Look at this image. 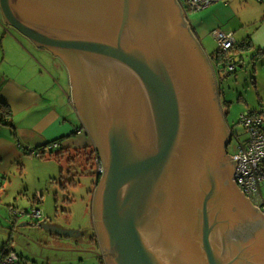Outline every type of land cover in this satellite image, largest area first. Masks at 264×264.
Instances as JSON below:
<instances>
[{"label":"water","instance_id":"1","mask_svg":"<svg viewBox=\"0 0 264 264\" xmlns=\"http://www.w3.org/2000/svg\"><path fill=\"white\" fill-rule=\"evenodd\" d=\"M0 8L68 67L73 102L103 154L92 211L106 264H264V213L234 179L219 73L177 0Z\"/></svg>","mask_w":264,"mask_h":264},{"label":"crops","instance_id":"2","mask_svg":"<svg viewBox=\"0 0 264 264\" xmlns=\"http://www.w3.org/2000/svg\"><path fill=\"white\" fill-rule=\"evenodd\" d=\"M184 19L188 22L190 30L211 61L212 54L219 48L217 44L214 49L218 43L215 31L221 30L227 34H233L235 39L233 55L243 53L251 56L258 61V64H262L264 71V0H220L200 11L184 12ZM12 28L7 25L0 8V36L1 32H4L0 39V102L11 107L13 112L11 121L16 129V136H13L16 144L10 142L6 148L8 152L4 156L15 154L18 149L23 154H26L27 151L29 153L30 151H39L37 148L44 150L45 157L40 158L56 160L61 165V171L63 165V173L68 169L69 177H71L61 181L64 189L62 192L63 201L76 202V196L72 198L70 195V187H79L78 176L86 175L89 172L97 180V174L91 170V166L85 168L80 157H74L75 155L81 156L84 151L91 150L90 146L94 143L83 127V121L73 102L70 72L63 60L62 63L56 59H59L57 55L48 49L35 45L25 37H19L12 31ZM242 46L246 47L245 50H240ZM211 51L213 52L209 54ZM49 56L50 58H48ZM217 68L221 76L229 73L223 66H217ZM259 74V69H257V78L254 80V84L259 92L262 107L264 105V89H261ZM0 126L10 128L8 131L12 135V127L3 124ZM80 128L82 129L78 131ZM57 140L60 148L48 147L53 144L51 142ZM57 150L61 152L59 156L56 155ZM65 162H67V167ZM96 167L97 165L95 169ZM65 180L69 183L65 184ZM96 180L89 190L91 199H93L96 188ZM1 191L0 189V193ZM59 197L60 194L57 195V200ZM262 197L264 199L263 194ZM38 201L40 200L38 199ZM63 212H66L67 215L64 217L65 220L70 223L73 212L71 206H64ZM27 220V218L23 219V221ZM92 220V233H90L92 235H90L88 244L70 239L80 237L84 232L79 236L65 237L56 236L54 235L56 233L45 230L43 234L45 241L47 245L52 247L48 249L46 261L43 263L32 259L15 246L12 248L21 255L20 264H86L85 254H88L93 260L97 251H100L99 259L103 261L100 245L98 247L92 241L93 233H96L93 211ZM46 223L55 222L47 220ZM25 224L28 225V222ZM63 227L77 229L78 226L63 225ZM7 242H4L0 249L5 247ZM76 254H82V256L78 259L75 258ZM96 259L98 260V258ZM101 260L99 264H101Z\"/></svg>","mask_w":264,"mask_h":264},{"label":"rangeland","instance_id":"3","mask_svg":"<svg viewBox=\"0 0 264 264\" xmlns=\"http://www.w3.org/2000/svg\"><path fill=\"white\" fill-rule=\"evenodd\" d=\"M12 31L19 35V37H25L14 28H12ZM3 33L2 31L0 39ZM217 44L214 49L217 47ZM212 52H209V54ZM232 56L233 62L237 64L236 69L225 76L217 74L218 77L215 78L217 90L219 88L220 100L225 110L227 108L226 111H228L227 123L233 135L232 142L229 145L230 155L237 153L240 142L246 141L248 138L244 125L239 122L241 115L248 111H258L264 106L261 107L260 105L261 98H259V92L254 84V80L257 78L256 71L259 69V82L261 89H264V71L261 66L262 64H258V61L243 53L232 54ZM56 59L63 63L61 58ZM213 65L215 66L214 63ZM215 69L218 73L219 69L217 66ZM83 124L84 126H82L87 130L88 135H90L91 133L87 126L84 122ZM8 129L10 128L0 126V181L4 183V187L0 193V248L4 245V242L8 241L7 244L15 246L19 251H23L39 263L46 261L48 249L52 246L47 245L45 241L43 236L45 230L38 225L39 223L36 219L30 217L31 215L24 216L17 223H14L15 218L12 216L14 211L22 213L26 209L30 210L37 207L41 210L43 217L47 218L48 221H54L55 223L52 224L58 227L68 229L67 227H63V225H77L76 230H81L84 234L80 237L70 239H76L88 244L90 235H92L90 233H92L93 221L92 199L89 190L96 180V177L89 172L86 175L78 176L79 187H70V195L72 198L76 196L77 201L64 202L62 196L64 189L61 181L64 178H71L69 177L68 169L63 173L64 166L62 165L61 171V165L56 160L42 159L31 152L30 154L29 151L23 154L18 149L15 154H6L4 156L8 152L6 148L10 145V142L16 144L15 137L9 133ZM91 139L93 141L92 137ZM92 147H95V145H92ZM2 149L4 150L3 153ZM88 154H90V157L94 154V158L96 153H91V150H88L84 151L81 156L75 155L74 157H80L84 162L83 165H85V168H88L93 165V162L87 159ZM65 166L67 167V162H65ZM66 183H69V181L65 180ZM261 187L264 196V184ZM58 194H60L59 200H57ZM35 201L36 204H34ZM66 205H70L73 210L72 221L70 223L64 218L67 216L65 214L66 212H63V208ZM24 218L28 220L23 221ZM25 222H28V225ZM14 224L16 225L14 226ZM85 255L86 264H99L101 260L99 259L100 251H97L93 260L88 254ZM81 256L82 254H76L75 258L79 259ZM102 257L104 263L101 260V264H106L103 254Z\"/></svg>","mask_w":264,"mask_h":264},{"label":"built area","instance_id":"4","mask_svg":"<svg viewBox=\"0 0 264 264\" xmlns=\"http://www.w3.org/2000/svg\"><path fill=\"white\" fill-rule=\"evenodd\" d=\"M185 13L197 12L220 0H177ZM219 49L222 52H228L235 47V39L232 33H225L221 30L215 31ZM236 64L232 61L228 63L225 70L234 71ZM244 125L245 132L248 135L246 141L240 142L238 151L234 156L238 164L234 173V179L242 191L251 199L264 213V199L261 193V185L264 184V106L258 111H248L243 113L239 120ZM82 128L78 129L81 130ZM49 148L58 149L60 144L55 142L48 146ZM35 156L42 157L44 150L32 151ZM96 174L101 176L104 172L103 163L98 156L96 160ZM26 215L36 219L39 223L47 222L39 208L26 209L25 212L12 213V216L18 221ZM20 255L18 252L7 244L0 249V264H20Z\"/></svg>","mask_w":264,"mask_h":264},{"label":"trees","instance_id":"5","mask_svg":"<svg viewBox=\"0 0 264 264\" xmlns=\"http://www.w3.org/2000/svg\"><path fill=\"white\" fill-rule=\"evenodd\" d=\"M241 49L240 50H245V46H242L240 47ZM235 51V47L228 51V52H222L219 48L212 54V61L214 62V64L218 67L220 66H223V68H226V66L229 64L232 63L233 61V56H231V54ZM13 117V112H12V109L11 107L4 103V102H0V124H3V125H8L10 127H12V136H16V129L14 127V124L12 123L11 119ZM55 142H59L58 140L57 141H53L51 143H55ZM50 144V143H49ZM47 144V145H49ZM94 146V145H93ZM91 147V153H96L95 154V157L93 158L94 154L90 157V154H88L89 156L87 157V159H90L92 162H93V165L91 167V170L95 171L96 172V169H95V161L97 160L98 158V152L96 151V148L95 147ZM40 150V148H37ZM61 150V149H60ZM59 150V151H60ZM88 151V150H87ZM32 152V151H30ZM54 152V151H53ZM56 153V152H55ZM54 153V154H55ZM59 153L61 152H58L57 150V153L56 155L59 156ZM87 155V154H86ZM42 157H45L44 155ZM95 165V166H94ZM4 187V183L0 181V189H2ZM41 202V200H40ZM56 236H60L58 234H54ZM92 241L95 242V244L99 247V243H98V240H97V235L96 233H93V236H92ZM4 248V247H3ZM19 254V253H18ZM20 255V254H19ZM21 257V255H20Z\"/></svg>","mask_w":264,"mask_h":264},{"label":"flooded vegetation","instance_id":"6","mask_svg":"<svg viewBox=\"0 0 264 264\" xmlns=\"http://www.w3.org/2000/svg\"><path fill=\"white\" fill-rule=\"evenodd\" d=\"M218 92H219V90H218ZM74 95V94H73ZM219 95V100H220V94H218ZM220 105H221V109L222 110H224L225 111V108H224V105H223V103H222V101L220 100ZM227 114H228V111H227ZM227 114H225L224 115V117H225V119H226V121H227ZM228 124V123H227ZM228 127H229V124H228ZM229 129H230V127H229ZM230 134H231V136H230V138H228V140L229 141H227V142H229L228 144H226V149H227V155L229 156V157H231L232 155H230V152H229V145H230V143L232 142V138H233V135H232V131H231V129H230ZM97 152H98V156L99 157H101L102 158V160H103V154H102V152L100 151V150H98L97 149ZM232 158V157H231ZM234 161H231L230 162V166H231V168H232V171L234 170V163H233ZM103 175V174H102ZM102 175L100 176V177H98L97 176V178L98 179H100L101 177H102ZM97 187V186H96ZM94 195V194H93ZM92 201H93V199H92Z\"/></svg>","mask_w":264,"mask_h":264}]
</instances>
